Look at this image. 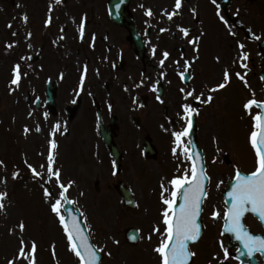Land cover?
<instances>
[{
  "label": "flooded vegetation",
  "instance_id": "obj_1",
  "mask_svg": "<svg viewBox=\"0 0 264 264\" xmlns=\"http://www.w3.org/2000/svg\"><path fill=\"white\" fill-rule=\"evenodd\" d=\"M112 1L61 0L57 3L56 0H20V32L25 39V46L35 53L28 54L26 60L30 65L37 64L40 70L43 66L59 62L53 59L57 56L61 57V66L69 69L63 75L58 74L57 80H51L55 91L52 109L54 116L60 112L57 90L60 80H66L64 77H73L74 80L76 75L75 80L80 81L84 74V81H92L94 78L104 88L112 83L115 97L123 101L112 103L116 99L111 97L112 93H104V97L102 93L100 102L94 95L88 94L89 102L85 110L81 111L82 117H75V106L66 105L62 108L64 125L55 130L56 143L60 141L59 138L71 134L76 137L75 143L80 142L79 146L85 150L84 157L93 160L89 162L90 166L96 163L92 169L96 188L98 181L112 172V164L114 170L112 147H115L117 156H120V168L113 174L117 183L122 180L124 160L127 157L134 161L132 175L136 164L165 163L161 167L164 169L167 193L172 191L168 181L175 176H182L189 169L183 148H177V151L181 150L180 155H174L172 151L176 146L172 133L182 131L187 126L183 105H191L197 110L198 114L193 113L191 119L196 128L198 143L201 138L203 108L204 105L209 106V102L201 101L212 96L215 86L224 81L223 69L228 66L225 60L231 54L230 42L235 39L234 45L244 55L255 53L258 56V67L264 65V0H216L215 3L213 0H182L179 9L175 8L176 0H129L127 7L122 1ZM149 10L153 13L151 16L147 15ZM173 12L176 14L170 20L168 14ZM25 15L28 17L27 22L23 19ZM49 18L51 23L46 25L45 21ZM12 22L14 24L15 21ZM82 23L83 38L80 32ZM181 28L188 29L189 34L185 36ZM165 51L169 56L161 64ZM186 63L189 66L187 71ZM182 72L183 78L180 75ZM188 92H193V96H187ZM97 95L100 97L99 93ZM196 96L200 100H196ZM124 113L128 115L123 117ZM123 127L127 137L125 145L120 140L122 134L125 135ZM146 139L154 145L151 151L153 159L144 155ZM182 144L188 148V136L182 138ZM126 184L130 187L136 202L135 209L138 210L140 200L136 199L133 185ZM141 189L146 191L145 188ZM154 189L160 196L161 183L157 181ZM117 196L122 203L120 193ZM129 201L132 203L133 199ZM155 207L154 201L152 210ZM246 219L256 228L247 223ZM244 222L255 233L262 232L253 216H246ZM203 224L205 227L201 238L206 233L208 240L211 238L218 244L222 239L219 236L221 216H207L205 221L203 216ZM134 226L139 234L138 244L145 242L140 249L145 256L139 264H160V257L154 251L156 245L147 239L149 232ZM156 227L160 229L155 237L158 245L163 238L164 227ZM214 229L217 231L216 237H210ZM108 259L111 258H104L102 264H110ZM125 259L122 258V264H129ZM247 259L245 264H263L258 255L254 259ZM189 264H241V261L232 250H228L227 257L198 256L196 253Z\"/></svg>",
  "mask_w": 264,
  "mask_h": 264
},
{
  "label": "rangeland",
  "instance_id": "obj_2",
  "mask_svg": "<svg viewBox=\"0 0 264 264\" xmlns=\"http://www.w3.org/2000/svg\"><path fill=\"white\" fill-rule=\"evenodd\" d=\"M19 1L0 0V192L6 193L2 198L5 207L0 218V264H8L9 260L16 257L21 239L25 241L26 251L30 249L33 241L36 243L37 264H78L75 254L69 248L60 218L52 211V205L60 200L62 215L61 184L67 189L65 194L69 202L80 210L92 242L105 255L111 256V259H108L110 264L115 262L122 264L124 254L127 256L126 262L139 264L145 253L136 250V247L139 248L145 242L134 246V250L125 246L122 233L127 225L139 220L134 225L148 231L147 239L151 236L148 241L157 246L155 237L158 232L153 231L152 227L157 228L156 225L160 228L165 227L162 212L166 205L163 204L161 195L158 196L154 185L157 181L166 183L164 169L161 167L165 163L159 166L136 164L135 173L132 175L134 161L130 157L124 160L121 179L133 185L136 199L140 200L138 210L135 208L129 210L118 203L114 188L118 180L110 176V173L98 181L97 188L94 186L92 169L96 167V163L90 166L89 162L93 160L84 157L85 150L79 146L80 142L75 143L76 137L71 134L66 138H59L58 147L53 152L55 158L53 168L60 170L59 182L49 175V141H57L56 133L53 131L56 122L59 127L64 125L62 108L66 105L75 106V117L80 118L81 111L85 110L89 102L88 94L94 95L99 102L102 93L103 97L104 93H112L111 97L116 98L112 103L123 101L115 97L112 83L104 88L103 84H98L92 78V81L86 80L81 84V80H75V75L74 80L73 77L69 79L64 77L66 80H60L57 90L60 112L57 116L48 108L37 109L33 99L40 95L43 104L46 79L57 80L58 74L63 75L69 69L61 66L63 64L61 57L57 56L53 59H58L59 62L43 66L40 70L37 64L27 63L26 56L34 54V51L25 46V39L20 32ZM12 20L16 22L13 24ZM9 24H13L15 32L10 31ZM234 42L235 39L230 42L231 54L225 60L228 65L226 69L231 76L229 84L218 91L211 105H204L201 118V138L198 145L203 150L206 173L209 177L208 194L203 204L204 221L207 216L211 217L214 211L221 213V207L223 208L221 192L236 170L239 169L241 173L246 174L253 171L256 166L255 151L249 142V135L253 127L252 117L258 111L254 107L250 111L246 110L244 104L249 99L263 98L262 88L259 89L257 79L252 78L255 77L253 71L258 72V56L251 52L247 54L248 58L244 59L245 55L236 48ZM9 44L12 45L11 48L8 47ZM22 59L25 63H21ZM16 64H19L21 69L19 86L11 84L12 69ZM236 73L246 77L247 85L236 81L240 80ZM26 93L31 95L30 102L25 101ZM126 115L128 113H124L123 117ZM25 127L29 129L28 132H25ZM122 131H125V135L122 134L120 140L122 145H125L127 137L124 127ZM180 153L181 150H178L176 154ZM181 156L183 158V153ZM224 156H228L229 164H226ZM29 165L40 175H34ZM106 166L108 167V164ZM170 166L173 167V164L170 163ZM13 173H16L15 177ZM46 186L48 188H45ZM141 188H145L146 191ZM164 188L166 189V186ZM45 189L50 190L47 197ZM108 194L110 196L107 197ZM164 195L170 198L171 191ZM154 201L156 207L152 210ZM21 222L25 225L23 230L19 227ZM246 222L253 225L249 219H246ZM216 233L214 229L213 236L211 234L209 236L216 237ZM117 241L119 243H116ZM193 249L198 256H225L224 250L227 248L224 243L216 245L213 239L208 240L205 233ZM16 264H28V261L20 259Z\"/></svg>",
  "mask_w": 264,
  "mask_h": 264
},
{
  "label": "snow or ice",
  "instance_id": "obj_3",
  "mask_svg": "<svg viewBox=\"0 0 264 264\" xmlns=\"http://www.w3.org/2000/svg\"><path fill=\"white\" fill-rule=\"evenodd\" d=\"M60 3L61 0H56ZM216 0H213L215 3ZM182 0H176L175 8H181ZM153 13L151 10L147 12V15L151 16ZM176 13H169L168 18L171 20L173 15ZM221 20L224 19L223 16L220 17ZM24 21L27 22L28 17L25 15L23 17ZM51 23V18L45 21L48 25ZM12 25L9 24L8 27ZM83 23L81 24L80 32L83 38ZM165 31V29H161ZM181 31L185 36L189 34V30L186 28H181ZM15 35V33H13ZM31 36V33H28ZM194 41H190L193 43ZM9 48L12 47L11 44L8 45ZM243 45H241V48ZM155 51V50H154ZM169 53L165 51L163 53L164 59L160 61L164 64V60L167 59ZM248 57L245 55L244 59ZM187 63L185 64V71L188 69ZM246 68L247 65L245 64ZM87 68L85 67V73ZM13 78L11 84L19 86L21 80V69L20 65L16 64L13 69ZM181 77H184L182 72ZM236 76L244 81L247 85V81L244 76L240 73H236ZM231 79L230 72L228 69L224 70L223 80L224 83H219L216 85L215 89L220 90L226 87L227 82ZM264 80V76L261 77ZM84 81V74L81 75V84ZM183 91V89H182ZM187 96H193V92H188ZM159 100L160 97L157 96ZM196 100H200L199 96L195 97ZM213 100L212 96H208L206 101H201L202 103L211 102ZM253 106L258 107L261 111H258L253 115V127L249 135V142L255 151L256 156V166L253 171L242 174L239 169L236 170L234 177V184L231 187V191L228 192V196L231 197L230 204L227 210L223 213L225 218L224 228L226 231L234 233L236 239L241 241L244 248L247 249V255L252 256L254 253H264V236L253 235L249 232L243 223V218L246 213L251 212L257 215L258 219L264 223V101H257L256 99H249L245 102L244 108L246 110H251ZM111 107V106H109ZM184 109V119L187 120V126L182 131L173 132L172 135L175 137V147L172 151L175 155L177 153V148L182 147L184 155L191 158L192 154L190 149L183 147L182 138L189 135L192 120L191 116L193 113H197V110L192 108L191 105H183ZM198 114V113H197ZM59 127L55 126L53 131ZM29 129L25 127V132ZM39 131V128H37ZM49 155H48V173L50 176L56 178L57 182L60 179V170L54 169V150L58 147L55 140L49 141ZM34 175L39 176L40 173L32 168L31 165L28 166ZM16 173H13L15 177ZM209 179L207 173L203 167L197 168L195 160H193V166L191 168V174H188V170H185L182 176L173 177L168 183L172 185V191L170 198L165 197L164 193L167 189L164 188V183L161 182V200L166 207L163 209V238L160 240L159 244L155 247L154 251L160 257V264H189V261L196 256V253L191 251L189 247L190 242L198 241L201 237V225L198 223V217L201 213V204L205 196H207V191L205 187V182ZM61 198H64L66 187L61 184ZM6 193L0 192V211L4 210V204L2 203V198ZM50 193L45 189V196H49ZM181 199V203L177 206V198ZM60 204L61 201L57 200L56 203L52 205V211L55 212L59 218L60 223L64 227V231L67 234V239L69 242L70 250L79 259V264H98L100 257L94 250V246L88 242V237L84 235L82 229L79 227L75 218H73L72 223L68 224L65 221V217L60 215ZM213 217H220L221 213L213 212ZM20 229L23 230L25 225L23 222L19 225ZM153 231L159 232V228H153ZM136 239L135 236L131 237ZM151 239V236L148 237ZM116 243H119L118 241ZM37 245L33 241L31 247L28 251L25 250V241L20 240V247L18 253L13 260H9L8 264H16L17 260L25 259L28 264H37L36 261ZM225 257L228 256V250H224ZM110 255V254H109Z\"/></svg>",
  "mask_w": 264,
  "mask_h": 264
},
{
  "label": "water",
  "instance_id": "obj_4",
  "mask_svg": "<svg viewBox=\"0 0 264 264\" xmlns=\"http://www.w3.org/2000/svg\"><path fill=\"white\" fill-rule=\"evenodd\" d=\"M47 100L49 101L48 103H50L52 101V97H53V91L52 89H48L47 92ZM192 138L193 140L191 139L192 141V147L195 146V143H194V134L192 133ZM195 149V148H194ZM195 160V163H196V166L197 168H200V167H203L204 168V163H203V158H202V155L200 154V151L199 150H195L194 152H192V161ZM235 180L230 183V189L225 193V202H226V205L227 207L229 206L230 204V200H231V197L228 196V192L231 191V187L232 185L234 184ZM206 183L207 181L205 182V187H206ZM123 196L124 198L126 199L127 198V195L125 193H123ZM248 213H251V212H248ZM247 214V213H246ZM254 214V213H252ZM256 217L257 215L254 214ZM258 218V217H257ZM70 219L73 220V216L70 215ZM75 220L77 221V223H79L80 225V221L79 219L75 218ZM226 222V221H225ZM261 222V221H260ZM72 223V222H71ZM198 223H199V220H198ZM261 224L263 225L264 227V223L261 222ZM225 225V224H224ZM82 228V227H81ZM223 233L227 235L228 237V245L229 246H238L239 247V253H240V256H243L244 253L247 252V249L244 248V245L242 242H237V241H232L231 238H234L236 239V236L234 233H231V232H228L225 230L224 226H223V229H222ZM85 235V234H84ZM89 242V240H88ZM90 243V242H89ZM192 243V242H190ZM262 256H264V253H262Z\"/></svg>",
  "mask_w": 264,
  "mask_h": 264
},
{
  "label": "bare ground",
  "instance_id": "obj_5",
  "mask_svg": "<svg viewBox=\"0 0 264 264\" xmlns=\"http://www.w3.org/2000/svg\"><path fill=\"white\" fill-rule=\"evenodd\" d=\"M0 218H1V211H0ZM0 230H1V228H0Z\"/></svg>",
  "mask_w": 264,
  "mask_h": 264
}]
</instances>
